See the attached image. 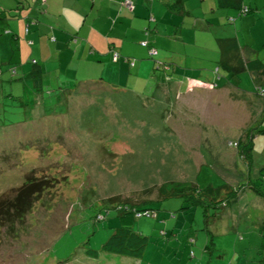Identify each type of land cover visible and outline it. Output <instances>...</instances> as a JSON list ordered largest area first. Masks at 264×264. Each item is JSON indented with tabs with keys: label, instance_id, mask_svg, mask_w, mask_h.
Returning a JSON list of instances; mask_svg holds the SVG:
<instances>
[{
	"label": "rangeland",
	"instance_id": "obj_1",
	"mask_svg": "<svg viewBox=\"0 0 264 264\" xmlns=\"http://www.w3.org/2000/svg\"><path fill=\"white\" fill-rule=\"evenodd\" d=\"M212 29L219 31V27ZM75 36L76 41L69 36L45 37L48 44L43 52L33 40L26 44L25 37H19L23 41L19 66L29 68L32 57L46 66L41 91L46 116L40 117L41 104H36L31 122L23 121L30 119L34 97L21 78L12 79L10 87L3 81L0 87L22 95L15 101L1 98L0 92L4 117L0 119V132L4 130L0 133V196L12 198L20 184L41 180L30 206L0 222V264H262L258 246L264 231V201L241 184L248 178L264 182V176L258 175V170L264 174V131H257L264 129V108L258 118L254 107L239 99L229 97L226 106V93L209 98L206 89L188 94L175 87L153 91L139 78L131 81L133 74L123 60L113 62L120 65L114 69L88 51L87 37ZM254 38L260 42L264 37ZM8 40L0 37V71L6 78L13 65L7 62ZM198 42L201 48L187 44L175 53L178 59L173 65L183 76L180 89L188 75L215 78L219 83L225 79H218V74L233 81L241 77L221 68L213 70V49L207 38ZM66 46L73 51L79 47L67 64L58 65L57 49ZM60 58L64 61L65 55ZM96 76L118 82L120 89L102 90L100 84L82 90L57 87ZM262 94L255 101L263 103ZM251 131L247 168L236 145ZM162 182L180 193L159 197L157 187ZM222 182L237 190L235 199L206 208L189 203L191 183L196 188ZM124 200H145L139 204L155 210L154 216L132 218V227L147 236L135 258L99 248L120 223L113 208L119 209ZM101 213L103 218L96 219ZM88 247L96 253L88 254Z\"/></svg>",
	"mask_w": 264,
	"mask_h": 264
},
{
	"label": "crops",
	"instance_id": "obj_2",
	"mask_svg": "<svg viewBox=\"0 0 264 264\" xmlns=\"http://www.w3.org/2000/svg\"><path fill=\"white\" fill-rule=\"evenodd\" d=\"M132 2L133 6L128 10L120 7L119 0H44V10L40 11L39 0H0V10L2 9V16L6 21L3 23L7 24L10 31L3 30L0 37H10L11 32L17 37H30L33 43H36L37 50L43 52L44 44L48 41L45 37L48 35L65 38L81 34L89 40L91 32H94L95 35L91 36L92 39L87 46L88 51L95 52L103 63H108L114 69L119 68V63H113L117 60L111 59L112 49L118 51L120 55L139 58L134 60L132 66L125 62L128 71L133 74L131 81L136 78L146 81V74H151V61L145 58V48L138 42L146 38L158 48L159 56L170 59L169 70L172 76L168 77L169 81L167 78V86L162 87L161 91L163 88L168 90L175 87V91L178 89L183 94H188L189 90L192 92L195 89L199 91L206 89L209 98L226 93L227 96L224 98L228 104H225L226 106H229L228 100L231 97L239 99L247 106H253L255 116L258 117L262 113L264 102L255 100L258 94L264 92V38L258 42L254 37H264V0H241L242 4L248 5L251 9L241 14H238V9L233 6L217 4V0H132ZM13 9L17 12L15 13ZM149 15H152L154 20H150ZM229 16L233 17L231 21H227ZM24 24L27 27L26 33H23ZM145 27H149L148 31L144 30ZM213 27H219V31L215 32ZM224 36L235 37L239 54L244 61L259 58L262 66L231 72L234 76L241 74V77L235 76L237 81H233L231 76L227 77L225 74L218 77L225 79L220 83L215 78L203 80L198 76L188 75L185 76L184 86L180 89L182 81L179 80L183 76L180 75L178 67L173 65L174 60L178 59L175 53L182 49L184 51L183 46L187 44L201 48L202 45L198 41L205 42L207 38L209 47L213 49V61L216 63L218 51L214 38ZM8 44L9 40L6 42L7 49L10 47ZM22 45L23 41L19 40L20 50ZM79 46L74 51L68 46L67 51L66 48L57 49L58 65L67 64ZM8 52L10 53V50ZM61 54L65 55L64 61L60 58ZM84 56L88 57L89 54L85 52ZM203 67L205 68L201 64L200 68ZM18 69L23 74L28 67L21 65ZM213 70H218L216 64ZM115 72L118 71H112ZM242 73H246V76ZM190 83L192 86L188 88ZM251 112L254 118V112Z\"/></svg>",
	"mask_w": 264,
	"mask_h": 264
},
{
	"label": "trees",
	"instance_id": "obj_3",
	"mask_svg": "<svg viewBox=\"0 0 264 264\" xmlns=\"http://www.w3.org/2000/svg\"><path fill=\"white\" fill-rule=\"evenodd\" d=\"M122 0H119V5L120 7H123L121 4ZM133 6L132 0H130ZM44 0H39V10L43 11L44 10ZM217 4L220 5H229L233 6L238 9L237 13H247L251 9L248 7V5L242 4L241 0H217ZM245 7L246 9L243 10L242 8ZM18 8V5H17ZM15 7V9H17ZM132 8V7H131ZM130 8V9H131ZM13 11L16 13L17 11ZM129 10V9H128ZM12 11V12H13ZM2 9L0 10V32L3 30L9 31V28H7V24L3 23L5 21V17L3 18L2 16ZM148 18L150 20H154V17L152 15H149ZM7 19V18H6ZM227 21H231L233 19L232 16L227 17ZM152 23V22H150ZM3 24L4 26H2ZM154 24V23H153ZM152 25V24H151ZM153 27V25L151 26ZM149 27H145L144 30L148 31ZM10 32V31H9ZM23 33H26V24L23 26ZM54 38L51 35H48V39ZM73 39L76 40V36L72 35ZM19 40L20 38L17 37L14 33L11 32L10 37H9V44L8 47L10 50V53L8 54L7 62L8 63H13V65L8 67V78L6 77H1V71H0V87L2 86L3 81H8L9 87L12 86L13 81L15 77L21 78V82L24 83L25 85L30 88L32 91V95L34 97L33 101V106H29L31 110L35 108L34 106L36 104L40 105L41 104V114L40 117L46 116L48 113L47 109H45V105L42 103L41 100V91H42V77L45 73H47V69L44 66H41L40 60H37L36 58H30V67L25 70V72L22 74L19 72L20 70L18 69V66L21 64L19 61V54H20V48H19ZM23 40H25L28 43H31L32 40L29 37H25ZM21 41V40H20ZM139 44L142 45L145 48V58L149 59L150 65H151V74L147 73L145 78L146 81L143 80V83H149L151 88H154L153 91L156 90H162V87L167 86V82L169 81V76H172L171 70V63L170 59H163L164 57L159 56L160 58L157 57L159 54L158 48L151 44L146 38L140 39ZM214 43L218 51V56L216 60V65L217 68H221L223 70H227L230 72H239L244 70L245 68H256L262 66V62L259 58H254L252 60H247L244 61L238 51V46H237V41L234 36H224V37H215L214 38ZM100 62L101 57H97ZM137 58V57H136ZM135 57H130L127 55H120V53L114 49L111 50V59L113 61L122 59L124 62L128 64V66H132L134 63V60L136 59ZM139 59V58H137ZM26 66V65H25ZM28 67V66H27ZM6 75V74H5ZM220 75H218L219 77ZM97 78H83V79H76L74 84L66 87V86H57L58 90L63 91V88L70 89H84L85 87L89 88V85H95V84H100L102 85L103 89L105 90L106 87L113 89V90H118L120 87H118V82L115 81H106L102 76H96ZM168 78V81H167ZM27 80V81H25ZM18 85V83H16ZM124 88V87H123ZM10 89V88H9ZM125 89V88H124ZM127 91H133L130 88H126ZM8 90V92L4 91L3 87L1 92V98L5 96L6 98H10L12 100H15L17 98L21 99L22 95H14L11 94ZM134 92V91H133ZM8 97H7V96ZM18 105V104H16ZM13 105V106H16ZM54 112V111H53ZM34 110L31 111V116L30 119H24V122H31L32 118L34 117ZM3 119V116H0V119ZM20 121V120H19ZM1 128V126H0ZM257 131L263 132L264 129H257ZM1 132H4L1 131ZM0 132V133H1ZM252 138H253V133L252 131L249 132V135L245 137V139L237 140V149H238V155L241 158L242 162L246 164L247 168H250V162H251V148H252ZM242 142V144H241ZM235 143V142H234ZM261 168V167H259ZM258 175H263L260 174V170H258ZM41 183V180L37 178L30 179L29 181L20 184L16 190L12 198H6V196L1 197L0 196V222L9 220L11 216V212H22L25 210V208H28L31 202V196L34 194V192L40 189L39 185ZM243 188L248 187L250 188L251 191L254 193L258 194L264 201V182L261 183H256L250 180L248 178L247 182L244 184H241ZM240 186V187H241ZM191 190H196L197 192L194 193L191 190L187 192V197L189 200L190 204H200L203 207L207 206H215L216 204H221L224 200H231L235 199L237 196V190L231 187L230 184L227 182H222L221 184L217 186H213L212 184L208 183L203 187H196L195 188V183H191L190 185ZM239 187V188H240ZM158 192H159V197H163L169 194H179L180 192L179 189L175 190H169L164 184V182L160 183L157 187ZM158 197V198H159ZM145 200H142L141 202H129L128 200L122 201V203H119V209L118 208H113L115 209V212L119 216L120 223L116 225L113 230L109 233V235L101 242L100 244V250L107 251V252H113L120 254L122 256H127V257H138L140 256L141 252L143 251L146 242H147V236L141 233L139 230L134 229L131 225L132 218L133 217H139L141 215H155V210L151 207H146L142 204ZM107 211V209L105 210ZM103 218V213L96 219H102ZM205 219V218H204ZM262 224L264 223V214L262 217ZM1 224V223H0ZM86 252L90 255H94L96 253V249L94 248H86ZM258 254H259V261L264 264V231L261 232V239H260V244L258 246Z\"/></svg>",
	"mask_w": 264,
	"mask_h": 264
},
{
	"label": "built area",
	"instance_id": "obj_4",
	"mask_svg": "<svg viewBox=\"0 0 264 264\" xmlns=\"http://www.w3.org/2000/svg\"><path fill=\"white\" fill-rule=\"evenodd\" d=\"M121 4H122V6H123L124 8H126V9H130V8L132 7V3H131L130 0H122V1H121ZM242 9L245 10L246 8L243 7Z\"/></svg>",
	"mask_w": 264,
	"mask_h": 264
},
{
	"label": "clouds",
	"instance_id": "obj_5",
	"mask_svg": "<svg viewBox=\"0 0 264 264\" xmlns=\"http://www.w3.org/2000/svg\"><path fill=\"white\" fill-rule=\"evenodd\" d=\"M26 29H27V27H26Z\"/></svg>",
	"mask_w": 264,
	"mask_h": 264
}]
</instances>
